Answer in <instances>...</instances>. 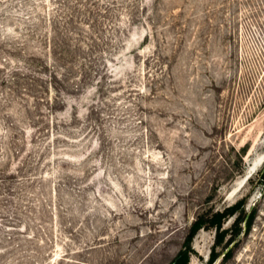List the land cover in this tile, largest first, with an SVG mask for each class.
I'll return each instance as SVG.
<instances>
[{
    "label": "rangeland",
    "instance_id": "obj_1",
    "mask_svg": "<svg viewBox=\"0 0 264 264\" xmlns=\"http://www.w3.org/2000/svg\"><path fill=\"white\" fill-rule=\"evenodd\" d=\"M263 153L264 0H0V264H264Z\"/></svg>",
    "mask_w": 264,
    "mask_h": 264
},
{
    "label": "trees",
    "instance_id": "obj_2",
    "mask_svg": "<svg viewBox=\"0 0 264 264\" xmlns=\"http://www.w3.org/2000/svg\"><path fill=\"white\" fill-rule=\"evenodd\" d=\"M251 181V180H250ZM244 202L240 201L237 205L235 204L234 206L231 207H227L225 208L223 211H217L215 213H209L207 214V216L203 219V221H201L200 223H195L194 225L197 226V228L201 225H207L208 227L215 229L216 230V237H217V243L221 241V237H222V226L225 220H227L229 217L234 216L237 212V210L242 206H244ZM251 218L252 215L249 217L248 221H247V229L249 230L250 225H251ZM239 232H241V229L237 228L236 232H235V236L237 234H239ZM193 236V235H192ZM192 238V237H191ZM225 257L223 258V260L228 259L231 256V252H229L228 254L224 255ZM214 255L211 258L212 261L214 260ZM188 257L183 255L180 258H178L173 264H188Z\"/></svg>",
    "mask_w": 264,
    "mask_h": 264
},
{
    "label": "bare ground",
    "instance_id": "obj_3",
    "mask_svg": "<svg viewBox=\"0 0 264 264\" xmlns=\"http://www.w3.org/2000/svg\"><path fill=\"white\" fill-rule=\"evenodd\" d=\"M250 161V160H249ZM264 163V153L263 154H259L257 156H255L253 159H251V161L248 164L247 171L245 173V175H243L242 177H240L236 183L233 185L234 187L232 188V190L229 193V198H235L243 189V187L245 186V184L247 183L248 180H246V177L249 175H253V173H255Z\"/></svg>",
    "mask_w": 264,
    "mask_h": 264
},
{
    "label": "water",
    "instance_id": "obj_4",
    "mask_svg": "<svg viewBox=\"0 0 264 264\" xmlns=\"http://www.w3.org/2000/svg\"><path fill=\"white\" fill-rule=\"evenodd\" d=\"M251 176L252 175L247 176L246 180H248ZM247 219H248V217L246 218V220L244 221V224H243L244 232L247 231ZM227 251L223 254V256L227 253Z\"/></svg>",
    "mask_w": 264,
    "mask_h": 264
}]
</instances>
